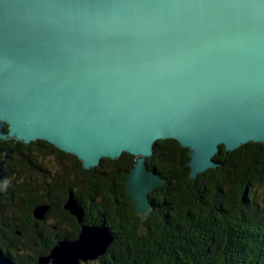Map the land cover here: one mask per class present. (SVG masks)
I'll return each instance as SVG.
<instances>
[{
    "label": "water",
    "instance_id": "water-1",
    "mask_svg": "<svg viewBox=\"0 0 264 264\" xmlns=\"http://www.w3.org/2000/svg\"><path fill=\"white\" fill-rule=\"evenodd\" d=\"M44 140L85 169L135 156L126 191L146 218L165 183L159 139L188 149L190 178L227 151L264 143V0H0V139ZM11 151L0 147V185ZM81 223L38 264H80L113 237ZM48 205L33 209L45 217ZM0 264H13L0 247Z\"/></svg>",
    "mask_w": 264,
    "mask_h": 264
},
{
    "label": "trees",
    "instance_id": "trees-1",
    "mask_svg": "<svg viewBox=\"0 0 264 264\" xmlns=\"http://www.w3.org/2000/svg\"><path fill=\"white\" fill-rule=\"evenodd\" d=\"M11 151L0 185V247L13 264H38L35 240L45 217L77 219L64 209L71 196L86 223L105 227L113 240L99 264H264V143L249 141L227 151L220 145L216 167L189 176L188 149L174 139L154 143L146 164L165 183L149 193L152 205L141 218L126 191L135 156L123 152L85 169L73 154L44 140L0 139ZM3 155H0L2 159ZM37 166V167H36ZM53 175L39 182L35 174ZM64 183V187L53 185ZM48 205L44 220L33 209Z\"/></svg>",
    "mask_w": 264,
    "mask_h": 264
},
{
    "label": "flooded vegetation",
    "instance_id": "flooded-vegetation-1",
    "mask_svg": "<svg viewBox=\"0 0 264 264\" xmlns=\"http://www.w3.org/2000/svg\"><path fill=\"white\" fill-rule=\"evenodd\" d=\"M35 176H36V180L39 182L38 184H40V181L44 180L46 177L52 181L55 179V177L53 175H49L46 173H37V174H35ZM55 184L58 187H64V183L53 182L54 186H56ZM36 220H38V219H36ZM43 220H44V218L42 220H38V221L42 222ZM47 220H48V218L45 217L44 222L41 223V226H42L41 227L42 228L41 235H40V237H38L35 240V245L37 246L38 249H40V250H45L48 248L51 249L61 238H68V239L73 240V239H76L78 237V235H77V237L71 238L69 235H66L70 231H72L73 222L70 218H64V219L56 220V222H53V220H50V222H48ZM77 222L79 224V227L81 228V223L78 221V219H77ZM82 223L94 225L93 223H86L84 221L83 217H82ZM47 254H45V255H47ZM87 262H81L80 264H86ZM95 263L99 264L98 259H96Z\"/></svg>",
    "mask_w": 264,
    "mask_h": 264
},
{
    "label": "rangeland",
    "instance_id": "rangeland-1",
    "mask_svg": "<svg viewBox=\"0 0 264 264\" xmlns=\"http://www.w3.org/2000/svg\"><path fill=\"white\" fill-rule=\"evenodd\" d=\"M50 220H51V219H48L47 221L50 222ZM95 261H96V260H91V261H88L87 263H88V264H96ZM87 263H86V264H87Z\"/></svg>",
    "mask_w": 264,
    "mask_h": 264
},
{
    "label": "bare ground",
    "instance_id": "bare-ground-1",
    "mask_svg": "<svg viewBox=\"0 0 264 264\" xmlns=\"http://www.w3.org/2000/svg\"><path fill=\"white\" fill-rule=\"evenodd\" d=\"M37 167V166H36Z\"/></svg>",
    "mask_w": 264,
    "mask_h": 264
}]
</instances>
